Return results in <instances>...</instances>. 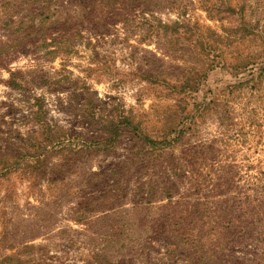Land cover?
Returning <instances> with one entry per match:
<instances>
[{"label":"rangeland","instance_id":"1","mask_svg":"<svg viewBox=\"0 0 264 264\" xmlns=\"http://www.w3.org/2000/svg\"><path fill=\"white\" fill-rule=\"evenodd\" d=\"M169 1L155 0L156 20L175 21L180 3L192 22L244 34L225 43L222 64L198 58L204 75L182 97L162 98L139 77L182 72L153 37L155 18L152 26L116 18L103 26L98 14L95 27L51 24L46 42L68 35L72 44L54 55L42 39L15 41L17 17L0 7V168L1 160L16 163L0 178V256L23 264H264V0H205L206 13L196 0ZM10 73L22 88L9 84ZM35 98L43 120L76 147L52 153L41 171L30 156L42 138ZM119 114L132 116L137 131L121 124L119 138L105 141ZM173 116L181 124L166 133ZM107 191L116 203L96 211L91 200Z\"/></svg>","mask_w":264,"mask_h":264},{"label":"trees","instance_id":"2","mask_svg":"<svg viewBox=\"0 0 264 264\" xmlns=\"http://www.w3.org/2000/svg\"><path fill=\"white\" fill-rule=\"evenodd\" d=\"M196 1L199 3V9L206 13L208 11V2L205 0ZM169 3L172 4L173 1L170 0ZM185 6V4H176L175 10L177 11L176 16L178 17L175 21L169 19L162 21L160 19L156 20V17L152 16L153 9L155 8V0H4L0 5L3 9H10V12L6 10V17H17L16 21L8 19L15 26L14 30L18 31L15 41L17 39H24V36L32 37V41L42 39L41 46L52 47L49 53L54 55L67 54L70 52L69 47L72 44H70V37L68 35L52 36V38L50 37L48 39L49 42H46V29L51 24L70 27L72 24L78 23L82 25L89 23L95 27V25L98 26L99 24L96 20L99 17L103 19V26L108 23V19L115 18L128 24L139 23L141 25H149V20L155 18L156 26L153 37L158 39L159 43L157 44L161 47V51L168 56L174 57L183 67L179 76L161 69L154 72H151V70L140 72V79L146 82L151 88L159 89L158 95H161L162 98L172 94L182 97L189 95L191 91H195L199 85V78L204 75V70L200 67L197 68L199 64L198 58L202 57L203 61L207 59L210 61L208 63L212 65H214L213 61L215 60H217L216 63L221 62L222 64V53L225 43L228 40H231L229 42H232V40H240L244 36L243 33L237 35L238 32H234L233 30V33L228 35L221 28L220 32H217L209 26L196 21L192 22L189 17H183ZM227 10L229 11V9ZM97 14L98 17L96 16ZM11 29L13 30V28ZM149 30H153V27H149ZM151 33L153 32L147 35L149 39L153 35ZM226 44L228 45L229 43ZM2 48L3 46L0 41V51ZM5 48L6 46H4ZM236 68L237 65H233L232 69ZM10 76L9 84L12 87H23L22 84L25 81L19 73H10ZM33 103L36 107L32 113V118L40 123L42 138L36 142L37 144H30L32 148L30 156L37 163L38 167L36 168L41 171L44 162H46L52 153L65 151L70 154L71 152H76V149H74L76 147H74L75 144H67L66 139L60 140L62 136L58 132H54L52 126L43 120L42 116L44 111L42 110L39 98H35ZM118 116L119 122L117 125L113 120L108 121L109 124L106 126V132L104 133L110 135L111 138H107L106 140L102 139L103 141H116L121 134L119 130L121 124L131 127L135 132L137 131V126L133 123L132 116L124 114H119ZM181 120L177 116L169 118L164 123L163 130L166 133L174 131L176 126L181 124ZM82 143H86V141L82 140ZM97 144L98 142L95 145ZM81 146L80 148L91 149L93 145L88 144L86 146L85 144H81ZM1 159H3V156H1ZM1 161L2 166L0 169L2 174L0 178H5L13 172L16 163H8L6 160ZM5 180L7 179L5 178ZM109 194L110 191L102 192L91 200V203L95 204L94 209L96 211L100 212L103 209L109 210L113 207V203H116V201L108 202L110 199ZM114 198L112 197V199ZM10 261L12 262L10 263ZM9 263L23 264L20 258H16L13 255L0 256V264Z\"/></svg>","mask_w":264,"mask_h":264}]
</instances>
